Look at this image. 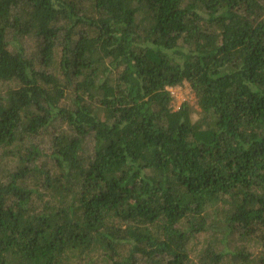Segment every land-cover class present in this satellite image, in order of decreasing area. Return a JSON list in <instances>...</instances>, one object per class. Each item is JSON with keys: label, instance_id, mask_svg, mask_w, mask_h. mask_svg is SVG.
I'll use <instances>...</instances> for the list:
<instances>
[{"label": "trees", "instance_id": "16d2710c", "mask_svg": "<svg viewBox=\"0 0 264 264\" xmlns=\"http://www.w3.org/2000/svg\"><path fill=\"white\" fill-rule=\"evenodd\" d=\"M0 82V264H264V0H0Z\"/></svg>", "mask_w": 264, "mask_h": 264}, {"label": "rangeland", "instance_id": "374dc122", "mask_svg": "<svg viewBox=\"0 0 264 264\" xmlns=\"http://www.w3.org/2000/svg\"><path fill=\"white\" fill-rule=\"evenodd\" d=\"M19 42H20V45L23 47V49L27 55L35 52L34 43L31 40H25V41L20 40ZM35 56H37V53ZM4 88H5V85L0 82V92ZM171 93H172L171 95H172V108L173 109H176L181 102L185 101L190 105V107L193 111L192 116L194 118L197 117L198 106L196 104V98H195L193 92L191 91L189 85L186 82H183L182 85L171 87ZM216 236L218 237V235H216ZM225 243H228V245L231 248H234L237 246L238 248L246 249L252 255H254V253L256 251L254 244H252L248 239L239 238L237 236H233L232 239H230V237L227 238ZM200 247H201V245H199V244L193 247V249L190 253V257L192 259L197 260ZM222 264H232V261L225 259V262Z\"/></svg>", "mask_w": 264, "mask_h": 264}, {"label": "built area", "instance_id": "2783aa9c", "mask_svg": "<svg viewBox=\"0 0 264 264\" xmlns=\"http://www.w3.org/2000/svg\"><path fill=\"white\" fill-rule=\"evenodd\" d=\"M169 91H170V93H171V88H169ZM172 94V93H171Z\"/></svg>", "mask_w": 264, "mask_h": 264}, {"label": "clouds", "instance_id": "9594fccd", "mask_svg": "<svg viewBox=\"0 0 264 264\" xmlns=\"http://www.w3.org/2000/svg\"><path fill=\"white\" fill-rule=\"evenodd\" d=\"M171 88V87H168V89Z\"/></svg>", "mask_w": 264, "mask_h": 264}]
</instances>
